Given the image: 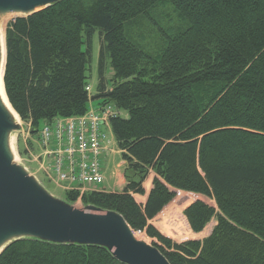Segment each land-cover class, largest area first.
<instances>
[{"label":"trees","instance_id":"trees-1","mask_svg":"<svg viewBox=\"0 0 264 264\" xmlns=\"http://www.w3.org/2000/svg\"><path fill=\"white\" fill-rule=\"evenodd\" d=\"M160 1L184 25L152 54L126 26ZM95 29L97 85L89 93ZM4 37V90L33 135L54 117L84 113L90 99L127 114L109 122L133 178L120 191L63 190L66 202L119 213L170 264H264V0H58L9 20ZM177 191L214 201L183 210L193 232L217 217L206 239L175 242L150 222ZM0 264L126 263L101 245L23 237L2 249Z\"/></svg>","mask_w":264,"mask_h":264},{"label":"water","instance_id":"water-1","mask_svg":"<svg viewBox=\"0 0 264 264\" xmlns=\"http://www.w3.org/2000/svg\"><path fill=\"white\" fill-rule=\"evenodd\" d=\"M56 1L0 0V14L27 15ZM1 30L3 83L6 49ZM19 127L0 100V252L11 241L30 237L62 244L101 245L126 264H170L154 245L138 239L119 213L93 205L76 207L59 199L25 166L13 162L8 139Z\"/></svg>","mask_w":264,"mask_h":264},{"label":"rangeland","instance_id":"rangeland-1","mask_svg":"<svg viewBox=\"0 0 264 264\" xmlns=\"http://www.w3.org/2000/svg\"><path fill=\"white\" fill-rule=\"evenodd\" d=\"M20 13H2L0 14V29L4 30L6 23ZM184 25V20L178 16L174 11L173 5L169 1H160L148 11V15L137 17L126 26V32L129 34L131 41H134L137 45L143 49L156 54L166 42V36L170 34V31L177 26ZM100 47L99 31L94 30L91 38V61L88 65V85L90 91L94 92L97 85V61ZM111 70L107 66L105 70L106 79L110 78ZM108 85V84H107ZM122 116H126L125 111H121ZM13 121L19 124V129L13 131L9 137V146L14 158V161L18 164L25 166L29 174L35 176V178L47 189V191L53 196L65 201V195L62 188L56 185L45 175V172L40 169L38 163L34 160V156L40 153L39 146L37 143V135L29 130L27 122L22 121L18 116ZM111 135V136H110ZM108 136L113 140L112 133L108 132ZM115 148V145H112ZM26 150L24 153L23 150ZM31 154V155H30ZM108 163L104 158L102 159V168L105 173L106 179L102 183V187L107 190L117 189L113 179H110V168L114 165V172H117L119 178L123 184L126 183L127 176L132 177V172L126 170V162L121 159L119 153L111 150H107ZM46 166V165H44ZM151 171L148 173L146 178L152 181ZM145 178V179H146ZM135 179V178H134ZM138 199L143 198L137 197ZM200 199L208 204L215 206L214 201L205 196H201L196 193L177 191L173 200L166 206L163 213L154 220L157 229L165 236L171 238L175 242H182L188 239H194L202 241L209 237L216 227L218 220L216 216L211 217L205 224L203 229L199 232H193L185 216L183 210L194 200ZM72 205L76 207L81 206V200ZM135 234L139 239H143L148 243L153 241L152 238L147 237L143 232L135 231Z\"/></svg>","mask_w":264,"mask_h":264},{"label":"built area","instance_id":"built-area-1","mask_svg":"<svg viewBox=\"0 0 264 264\" xmlns=\"http://www.w3.org/2000/svg\"><path fill=\"white\" fill-rule=\"evenodd\" d=\"M85 90L91 93L89 85ZM118 115L121 111L110 102L95 104L90 99L80 115L43 122L36 133L40 153L34 160L48 180L62 190L98 189L104 181L103 153L111 140L109 121Z\"/></svg>","mask_w":264,"mask_h":264},{"label":"crops","instance_id":"crops-1","mask_svg":"<svg viewBox=\"0 0 264 264\" xmlns=\"http://www.w3.org/2000/svg\"><path fill=\"white\" fill-rule=\"evenodd\" d=\"M112 133V132H111ZM113 136V135H112ZM115 145V148H113V146L112 145ZM112 149L114 150V151H116V152H118L119 153V150L117 149V146H116V142H115V140H114V138H113V140H110V143L107 145V148H106V150L104 151V153H103V158H104V160L106 161V164L108 163V157H107V150H111V152H112ZM123 161V160H122ZM115 171V169H114V165H113V167H111L110 168V174H109V177H110V179H113V181H114V183H115V185L117 186V189L116 190H114V189H111V190H107V189H105L104 187H102V185L100 186V190H105V191H120L122 188H123V186L125 185V184H123V182L121 181V178H119V176H118V174H117V172H114ZM152 177H153V174L151 175ZM106 179V176H105V173H104V180ZM104 182V181H103ZM142 185H143V188H144V194L143 195H138V194H134V197H135V199L138 201V202H144V200H145V198H146V195H147V193H148V191L150 190V188H151V181H150V179H148V177L143 181V183H142ZM142 197L143 196V198H141V199H138L137 197ZM168 205V204H167ZM166 205V206H167ZM166 206L162 209V211L161 212H159L150 222L157 228V226L155 225V222H154V220L155 219H157L162 213H163V211H164V209L166 208Z\"/></svg>","mask_w":264,"mask_h":264},{"label":"bare ground","instance_id":"bare-ground-1","mask_svg":"<svg viewBox=\"0 0 264 264\" xmlns=\"http://www.w3.org/2000/svg\"><path fill=\"white\" fill-rule=\"evenodd\" d=\"M0 100L3 104V106L8 110V112L10 113L12 119H15L17 117V114L15 113V111L13 110V108L11 107V105L9 104V102L7 101V98L5 96V92H4V88H3V83H2V67L0 69ZM15 122V121H14ZM17 123V122H16ZM8 142H9V139H8ZM9 149L11 151V148L9 146ZM12 154V152H11ZM12 158H13V155H12ZM13 162L14 161V158H13ZM135 236L138 238V236L135 234ZM139 239V238H138Z\"/></svg>","mask_w":264,"mask_h":264}]
</instances>
